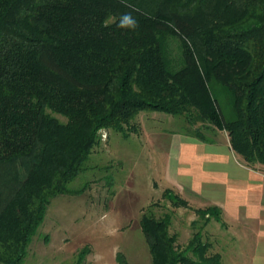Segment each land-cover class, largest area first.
Masks as SVG:
<instances>
[{
  "label": "trees",
  "instance_id": "obj_1",
  "mask_svg": "<svg viewBox=\"0 0 264 264\" xmlns=\"http://www.w3.org/2000/svg\"><path fill=\"white\" fill-rule=\"evenodd\" d=\"M129 2L135 31L117 27L131 11L121 0H0V264H22L99 131L138 134L140 112L181 116L184 135L206 143L204 130L224 131L246 166H264V0ZM162 198L185 204L170 188ZM170 225L168 213L140 217L151 264H220L200 231L180 247Z\"/></svg>",
  "mask_w": 264,
  "mask_h": 264
},
{
  "label": "rangeland",
  "instance_id": "obj_2",
  "mask_svg": "<svg viewBox=\"0 0 264 264\" xmlns=\"http://www.w3.org/2000/svg\"><path fill=\"white\" fill-rule=\"evenodd\" d=\"M134 122L139 133L126 139L111 129L99 131V144L68 186L73 192L50 200L22 264H72L85 246L89 253L84 264H118L117 252L129 264H151L139 226L147 208L157 217L171 215L169 232L176 235L180 247L200 231L202 242L210 244L208 253L221 256L220 264H250L252 240L245 227L230 222L223 213L218 220L206 221L199 209L210 205L162 171L172 140L184 137L183 117L146 111ZM203 133L215 142L228 140L224 131ZM253 169L264 173V166ZM165 188L173 189L185 204H169L162 198Z\"/></svg>",
  "mask_w": 264,
  "mask_h": 264
},
{
  "label": "crops",
  "instance_id": "obj_3",
  "mask_svg": "<svg viewBox=\"0 0 264 264\" xmlns=\"http://www.w3.org/2000/svg\"><path fill=\"white\" fill-rule=\"evenodd\" d=\"M175 140L162 164L166 177L244 226L252 240L250 264H264V173L239 163L228 140Z\"/></svg>",
  "mask_w": 264,
  "mask_h": 264
},
{
  "label": "clouds",
  "instance_id": "obj_4",
  "mask_svg": "<svg viewBox=\"0 0 264 264\" xmlns=\"http://www.w3.org/2000/svg\"><path fill=\"white\" fill-rule=\"evenodd\" d=\"M121 3L124 7L131 9V11L121 14L117 22V27L124 30L135 31L139 26V22L134 17L133 12L138 11V9L135 5L130 3L129 0H121Z\"/></svg>",
  "mask_w": 264,
  "mask_h": 264
}]
</instances>
